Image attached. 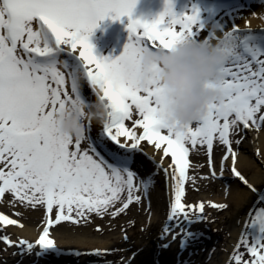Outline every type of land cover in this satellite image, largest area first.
<instances>
[{
  "label": "snow or ice",
  "instance_id": "6c2138e0",
  "mask_svg": "<svg viewBox=\"0 0 264 264\" xmlns=\"http://www.w3.org/2000/svg\"><path fill=\"white\" fill-rule=\"evenodd\" d=\"M137 3L0 0V200L10 194L13 203L41 206L47 216L42 234L34 243L19 241L18 246L27 254L36 247L40 249L37 257L60 252L50 229L62 222L80 224L93 214L118 217L131 205L141 203V191L150 201L154 177L151 172L140 176V170L146 168L141 156L172 181L163 234L180 228L173 240L180 235L182 250L198 239V234L189 229L206 219V202H184L186 186L196 184L197 178L189 175V169L190 150L198 145L206 146L213 179L217 178L212 161L214 142L224 146L220 177L230 159L233 176L257 193L264 204V192L237 170V153L232 147L241 143L233 139L241 131L264 127V35L253 34L250 28L242 32L235 24L228 31L219 22L206 24L198 4L178 14L175 0H166L164 11L152 22L132 19ZM218 7L226 10L232 5L225 2ZM110 16L114 20L127 16L130 20L129 41L115 59L98 57L90 42L99 22ZM206 29L208 35L201 39ZM185 41H215L228 59L219 68V85H206L218 91V100L208 105L195 127L176 132L157 114L164 107L163 89L154 80L147 87L140 86L139 61L144 52L171 50ZM232 41L234 46H229ZM70 54L78 55L82 69L67 59ZM85 82L96 102L105 101L108 109L102 130L95 136L91 135L93 120L88 112L96 102L84 96ZM69 108L87 128L76 139L58 128L57 116ZM134 114L138 118L133 119ZM121 137L125 138L123 142ZM85 141L88 148L81 147ZM143 141L162 152L159 164L147 157L141 148ZM169 157L171 163L164 168L163 159ZM207 203L221 210L227 207ZM249 217L230 257L233 264H264V207L250 210ZM9 225L23 227L19 220L0 213V226ZM0 240L9 246L15 243L6 235ZM94 254L102 253L97 250Z\"/></svg>",
  "mask_w": 264,
  "mask_h": 264
},
{
  "label": "rangeland",
  "instance_id": "374dc122",
  "mask_svg": "<svg viewBox=\"0 0 264 264\" xmlns=\"http://www.w3.org/2000/svg\"><path fill=\"white\" fill-rule=\"evenodd\" d=\"M225 2L231 4L233 7L236 6L239 10V16L242 17L244 5L241 0H175V11L178 14L190 11L192 4H198L202 9V19L206 24H211L215 18L227 16L225 13L228 9L221 10L218 7ZM165 4L166 0H138L132 19L149 14L152 22L159 18L165 9ZM127 22V24L119 26L117 20L112 19L111 16L100 21V24H103V32L96 39V48L103 50V57L109 51H111L109 57L113 59L123 54L130 37L128 28L130 20L128 17ZM177 30H179V26H177ZM207 31L208 29L201 33V39L205 38L204 36L207 35ZM257 31L253 30V32ZM76 56L70 54L67 55V59L70 60L74 67L82 69L83 63L80 59L77 60ZM86 92L88 95L86 98L91 100V92L85 82L83 84V94ZM136 118L138 117L134 114L133 119ZM126 125L132 126L130 121H126ZM193 126L195 127V124ZM94 130L100 133L102 130L101 122L95 121ZM243 131L234 136L233 139L241 140ZM120 139L123 141L124 138L121 137ZM239 145L236 143L232 145L236 153ZM81 147L88 148V142H83ZM141 148L147 153L151 146L146 141H143ZM159 153L156 151L153 155H149L160 162V159H158ZM225 153L226 148L224 146H217L214 142L212 161L213 167L217 172V178L213 179L210 176L211 170L209 167V157L206 154V146L198 145L196 150H190L191 165L189 175H194L197 179L194 186L190 183L186 186L184 202L186 204H196L201 201L206 202L204 213L206 219L189 229L198 234V239L190 241L184 250L180 247V235H177L176 239L173 240V234L180 233V228H175L173 232L167 235L163 234V229L168 223L169 202L172 198V181L170 179L166 180L165 173L162 170L156 169L155 164L151 162L152 167H150L147 163L148 161L146 162L144 159H141L146 164V168L140 170V176L143 178L148 172H151L154 177L150 201L144 197L143 191H141V203L131 205L125 213L118 217L113 218L110 215H105L101 218L93 214L87 221H81L80 224L62 222L59 226L54 227V232L57 233H64L65 231V233L68 232L66 234L73 233L76 235L79 233L85 237L88 236L86 237V246L83 250H79L82 247L78 248L79 246L75 245L77 244V240H74L75 244L69 246L67 251L60 250L57 253H49L37 257L36 253L40 252L39 247L33 249L31 254H27L26 251H22L21 247L18 246L20 240L26 239L18 234L15 236L13 232L10 233L7 226H0V236L6 235L15 242L9 246L3 240H0V264H222V257L225 255L228 257L224 264H233L231 259H228L229 255L232 254L231 249L235 239L232 236V214L234 207L231 203L227 204L224 199L227 195L226 187L228 185L235 186L238 182L231 172V160L230 163L225 162L223 171V174L225 173L229 177L220 179L218 176L221 171L222 157ZM260 156L261 153L257 152L256 158L258 159ZM167 160L170 161L167 164L168 167L171 163V158H166L165 161ZM201 177L209 178L202 179ZM245 178L249 180L251 175H247ZM253 186L260 192H264V181L258 186L256 184ZM251 194L252 204L251 206H246L238 216V227L243 226L250 210H258L260 207H264V204L258 200V194L252 191ZM207 202L226 204L227 207L222 210L212 208ZM1 210L23 224L27 222L36 223L37 221V224H41L46 216L43 207L37 206V208H31L25 207L19 202L13 203V197L10 194L5 195ZM97 228H99V231ZM90 239L96 240V242H92ZM29 242L34 243L35 241L31 240ZM97 242H105L106 244L103 246L104 248L97 249L104 254L101 258L94 257V253L97 251L95 247ZM92 245L94 246L90 247ZM165 245H168V247H165ZM73 253H81L88 256L75 258L72 256Z\"/></svg>",
  "mask_w": 264,
  "mask_h": 264
},
{
  "label": "clouds",
  "instance_id": "9594fccd",
  "mask_svg": "<svg viewBox=\"0 0 264 264\" xmlns=\"http://www.w3.org/2000/svg\"><path fill=\"white\" fill-rule=\"evenodd\" d=\"M234 41L229 46H234ZM217 43L203 41L177 43L171 50L147 51L140 57V86L155 81L163 89L164 107L157 114L176 132H183L206 114L209 104L219 98L215 88L207 84L221 82L219 68L227 62ZM105 101H98L88 112L92 120L103 122L108 109ZM62 134L76 139L87 131L80 117L67 109L57 116Z\"/></svg>",
  "mask_w": 264,
  "mask_h": 264
},
{
  "label": "bare ground",
  "instance_id": "6f19581e",
  "mask_svg": "<svg viewBox=\"0 0 264 264\" xmlns=\"http://www.w3.org/2000/svg\"><path fill=\"white\" fill-rule=\"evenodd\" d=\"M244 7L245 9L242 11V17L239 16V10L237 7H233L232 9H228L227 16L225 17H219L215 18L214 22H219L225 25L224 30L228 31L231 30L233 24L237 25L242 32H247V30L250 28L252 31L258 30V32H253V34L257 35H264V0H244ZM234 9V10H233ZM140 18V16H138ZM150 19V18H149ZM121 22V21H119ZM127 18L123 20L119 26L127 24ZM209 31V29H208ZM207 31V35H208ZM103 32V31H102ZM203 33V32H202ZM101 33L99 34V36ZM207 35L204 37L206 38ZM217 35H222L221 32L217 31ZM215 43V41H213ZM77 55V54H76ZM78 56V55H77ZM85 97H87V92L84 93ZM94 95V93H93ZM95 96V95H94ZM89 100V99H88ZM93 100V99H92ZM90 100V101H92ZM140 131V130H138ZM154 147L151 148V152H154ZM257 152L261 153V156L257 159L256 154ZM162 153H159V158L161 159ZM237 164L236 168L240 169L241 174H244V176L251 175L250 183L260 185L264 181V128L257 131L256 129H246L244 138L241 141L240 148L238 151L237 156ZM230 163V159L228 161ZM148 165H150L148 163ZM151 167V165H150ZM243 184H236L235 186L228 185L227 191L229 194L226 195V198L224 199L227 204H232L234 207V212L232 214V236L238 238L243 230V226L238 227V216L241 214V212L244 210L246 206H251L252 202V194L251 192L242 186ZM223 199V198H221ZM159 201V199H158ZM0 213L5 214L3 211L0 210ZM6 215V214H5ZM46 220V219H45ZM41 222V221H40ZM23 224L22 222H20ZM34 222H27L26 224H23V227L15 226V225H9L7 226L9 229V232L15 233V236L18 234L19 236L25 238L28 241H36L39 238V235L43 231V228L45 227V221H43L41 224H37ZM51 238L55 239L58 249L62 250H68L69 246L74 245L75 241L77 240V244L82 248L79 250H83V248L86 246L85 241H87L86 237L81 234H66L65 233H57L52 232ZM14 235V234H13ZM90 237V236H89ZM233 241L234 244H236V241ZM92 242H96V240L90 239ZM100 242V241H99ZM105 242L103 243H96L95 247L97 249H102L105 246ZM94 245L90 246L93 247ZM227 255L222 257V264H224L227 260Z\"/></svg>",
  "mask_w": 264,
  "mask_h": 264
}]
</instances>
